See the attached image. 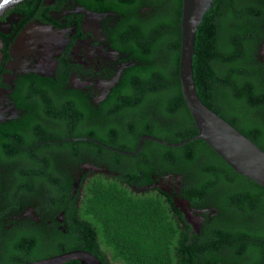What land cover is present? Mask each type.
<instances>
[{
  "label": "trees",
  "instance_id": "trees-1",
  "mask_svg": "<svg viewBox=\"0 0 264 264\" xmlns=\"http://www.w3.org/2000/svg\"><path fill=\"white\" fill-rule=\"evenodd\" d=\"M181 8L182 0H176L175 15H164V32L151 33L152 50H161L164 58L153 71L162 75L160 83L128 90L134 104L119 103L108 112L110 118L134 121L136 142L126 150H137L142 135L180 143L197 134L178 76ZM262 9L264 0H215L195 33L192 71L200 101L264 152V78L255 56ZM116 123L119 129L121 122ZM116 156L132 164L117 171L115 182L121 185L101 176L91 179L80 202L78 192L72 195L71 177L56 187L18 185L22 198L14 197L13 186L0 192V264H24L71 250L88 251L103 264H110L107 258L120 264H196V252L205 264H264V190L236 174L205 142L168 147L146 140L135 157ZM168 173L183 174L176 195L195 208L217 211L204 215L200 237L190 234L173 200L155 192L135 196L123 188L145 187L152 176ZM14 200H20L21 209L42 211L38 222H30L31 232L4 228L14 210L7 203Z\"/></svg>",
  "mask_w": 264,
  "mask_h": 264
},
{
  "label": "flooded vegetation",
  "instance_id": "flooded-vegetation-1",
  "mask_svg": "<svg viewBox=\"0 0 264 264\" xmlns=\"http://www.w3.org/2000/svg\"><path fill=\"white\" fill-rule=\"evenodd\" d=\"M175 13L176 0H21L0 10L1 193L13 186L14 197L22 198L18 185L56 187L71 177L72 195L78 192L80 202L88 181L101 176L115 182L119 168L132 166L116 155L138 154L126 150L136 142L134 121L110 118L108 112L134 102L128 90L160 83L162 75L153 71L164 58L161 50H152L151 33L164 32V15ZM258 18L255 56L264 78L263 9ZM116 122H121L119 129ZM182 180V173H168L152 176L148 186L123 188L135 196L155 192L173 200L190 234L200 237L210 212L197 228L185 214L200 217L198 212L209 208H195L176 195ZM19 201L7 203L14 210L4 228L31 232L30 222H38L42 211L21 209ZM62 219L61 212L56 220ZM192 259L206 261L198 252Z\"/></svg>",
  "mask_w": 264,
  "mask_h": 264
},
{
  "label": "water",
  "instance_id": "water-1",
  "mask_svg": "<svg viewBox=\"0 0 264 264\" xmlns=\"http://www.w3.org/2000/svg\"><path fill=\"white\" fill-rule=\"evenodd\" d=\"M18 1L21 0H0V10ZM214 1L182 0L178 76L181 92L195 124L197 134L180 143H167L157 138L143 135L139 139L137 150L133 153H127V155L133 156L139 153L143 142L146 140L168 147H178L192 140H202L236 174L247 178L264 190V152L232 125L208 109L200 101L195 90L192 71L195 33L203 16L211 9ZM205 212L217 213L214 208L198 212L200 217L188 213L185 214L186 221L197 228L196 223L204 220L202 215ZM69 261H78L81 264H103L95 255L85 250H71L24 264H64Z\"/></svg>",
  "mask_w": 264,
  "mask_h": 264
}]
</instances>
